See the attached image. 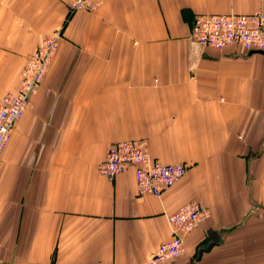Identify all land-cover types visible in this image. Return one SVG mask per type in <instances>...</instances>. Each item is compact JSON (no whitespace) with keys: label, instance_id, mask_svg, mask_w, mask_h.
<instances>
[{"label":"crops","instance_id":"crops-1","mask_svg":"<svg viewBox=\"0 0 264 264\" xmlns=\"http://www.w3.org/2000/svg\"><path fill=\"white\" fill-rule=\"evenodd\" d=\"M264 0H0V102L49 34L62 38L0 164V264H153L169 216H210L185 252L156 264H264V53L192 37L199 14L251 13ZM145 139L186 174L140 195L135 169L98 165L116 141Z\"/></svg>","mask_w":264,"mask_h":264},{"label":"built area","instance_id":"built-area-1","mask_svg":"<svg viewBox=\"0 0 264 264\" xmlns=\"http://www.w3.org/2000/svg\"><path fill=\"white\" fill-rule=\"evenodd\" d=\"M69 13L95 11L106 0H66ZM192 37L201 45L224 50L237 46L246 53L264 52V10L251 13L199 14L192 26ZM62 35L59 31L46 36L33 52L21 72L16 89L5 93L0 102V164L12 131L24 115L47 76L57 53ZM135 169L140 195L161 196L187 172L182 162L163 163L154 159L145 139L113 142L106 157L98 165L99 172L114 179ZM210 216L209 210L197 201L182 206L169 216L173 237L165 242L151 263L174 260L185 252L184 236L196 229ZM100 264H114L102 262Z\"/></svg>","mask_w":264,"mask_h":264},{"label":"water","instance_id":"water-1","mask_svg":"<svg viewBox=\"0 0 264 264\" xmlns=\"http://www.w3.org/2000/svg\"><path fill=\"white\" fill-rule=\"evenodd\" d=\"M262 53H264V52H262Z\"/></svg>","mask_w":264,"mask_h":264}]
</instances>
